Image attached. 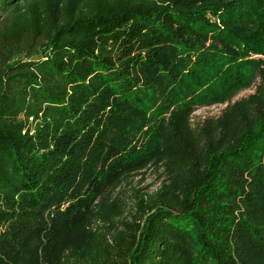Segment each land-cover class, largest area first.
<instances>
[{"label":"trees","instance_id":"1","mask_svg":"<svg viewBox=\"0 0 264 264\" xmlns=\"http://www.w3.org/2000/svg\"><path fill=\"white\" fill-rule=\"evenodd\" d=\"M258 78L264 0H0V264H264V113L201 157L167 118ZM161 146L179 174L110 246L96 202Z\"/></svg>","mask_w":264,"mask_h":264},{"label":"rangeland","instance_id":"2","mask_svg":"<svg viewBox=\"0 0 264 264\" xmlns=\"http://www.w3.org/2000/svg\"><path fill=\"white\" fill-rule=\"evenodd\" d=\"M260 57L255 56L254 58ZM260 84L261 79L258 78L251 86L241 89L225 101L211 105L196 106L191 113L185 116H182L183 113L180 110L174 108L167 113V118L169 121L174 119L175 123L173 124L178 122L174 128L175 130L178 129V138L189 142L190 149L195 145V149H199L196 155L201 157L206 149L205 147H207L206 144H209L208 138L217 139L218 133L226 131V134H228V131H232L229 137L238 139L241 135V129L238 124L242 120L253 119L257 115L264 113V103H262L259 93ZM158 154H160L159 158L150 160L139 170L117 178L115 186L112 188L113 190L109 191V199L105 200V202L104 199H99L96 202L95 206L107 204L109 208L117 199H120L123 206L126 207L125 212L117 213L119 215L114 220L105 221L102 217H98L96 220L94 218L91 219L93 221L90 229L94 233L102 231L101 235L105 236V240L110 246H115L117 241H130V235L132 234L131 225L135 224L133 217L135 212L142 210H139L141 202L145 203L147 211H141L139 217L146 220L148 216H151L157 210L153 207H148L150 204L149 198L159 195L164 186H171L173 184L172 180L179 174L174 168L169 167L170 163L175 164L177 153L170 154L168 149L163 151L161 146L154 155ZM188 189L189 186H184L182 190L180 189L177 192V196L181 194L187 197ZM105 209H102L103 215ZM178 210L176 209L175 212ZM145 220L143 222L137 221V223H142V226ZM124 246L127 247L128 245ZM75 257L77 256L74 255L73 258Z\"/></svg>","mask_w":264,"mask_h":264}]
</instances>
